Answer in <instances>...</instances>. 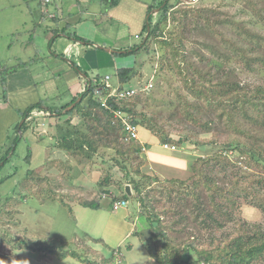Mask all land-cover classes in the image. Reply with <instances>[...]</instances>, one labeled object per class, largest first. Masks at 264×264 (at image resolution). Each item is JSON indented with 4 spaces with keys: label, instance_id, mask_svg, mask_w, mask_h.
Returning a JSON list of instances; mask_svg holds the SVG:
<instances>
[{
    "label": "rangeland",
    "instance_id": "obj_1",
    "mask_svg": "<svg viewBox=\"0 0 264 264\" xmlns=\"http://www.w3.org/2000/svg\"><path fill=\"white\" fill-rule=\"evenodd\" d=\"M170 2L175 6L169 11L166 16L167 19L162 23L164 34L152 39L148 50L143 49L138 53L117 55L121 57L120 59L129 56H131V59L134 58L130 67L136 69L135 81H141L144 78L143 82L146 84L148 80L153 79V86L150 90L142 92L141 99L135 103V106L141 112V117L145 112L148 118L157 120V128L160 131L164 130V132L159 133L161 135L157 136L160 143H162L163 137H172V141L176 143L178 149L176 151L168 150V152L173 155L187 157L189 163L187 169L190 173L187 170L180 176H175L166 170L161 171L157 165L150 169V163L148 162L145 165V162H147L145 160L142 166L143 172L159 178V181L151 183L144 180L140 174H133L143 183L145 200L148 202L145 208L141 210L143 211L142 214L149 215L150 209L156 212L164 210L160 212L164 223H171L173 217H177V215H173L175 213L166 211L169 208H176L174 206L176 203L170 201L169 195L182 194L186 191L180 181L187 180L192 175L191 167L199 157H205L213 151H219L226 143L231 141L240 140L248 146L252 144V138L239 131L235 127L236 125L251 129L255 131L253 133H257L260 137L264 136L263 125L251 122L249 116L245 115L244 110L234 113L232 120H235V124L228 122L231 113L226 112V109L219 104V100H214L215 96L209 91L216 86L215 84L219 80H241V83L249 90L264 83V64L255 62L253 59L254 55L258 54L262 57L264 53V0H170ZM29 3L36 9L39 8L36 5L39 0H32ZM162 15L163 12L160 8L152 17L153 21L155 19L158 21ZM0 32L2 31L0 30ZM15 36L18 40V34ZM99 40L102 43L106 41L108 46H113V50L120 47L121 44L128 46L129 44L134 45L142 42V38L135 37L134 31L131 35L127 34L125 39ZM249 40H253L255 45L250 44ZM8 43L7 38L0 37V57L7 53L6 45ZM253 46L259 52L254 54L247 51ZM235 49H244L247 56L242 58ZM9 52L11 53V50ZM16 62L18 61L15 60L13 63ZM246 62L251 63V66L248 67ZM191 64H195L193 69L189 68ZM29 66L35 69L37 65L32 62ZM14 68L16 67L12 66L11 70ZM33 71H29V73L36 76V72L33 73ZM99 72L103 76L110 75V82L113 85L118 84L119 80L117 81L115 76V69L103 67ZM92 74L90 73L89 76L91 77ZM198 80L206 86L200 87ZM133 81L124 86H131L130 84H133ZM35 83H38L37 88H24L29 96H33V98H26L23 102L18 101V98L13 94L9 99L7 96L8 101H5V92H3L0 83V158L2 156L6 157L0 162V164L6 162L0 171V179H5L0 184V208L6 206L7 202L4 203L3 201L6 200L7 196H17L11 191L12 188L16 191L22 189L27 192L29 191L28 188L32 187L38 195L39 189L37 190L36 184L31 179H28L29 184L27 185L29 187H26V185L23 189L20 186L21 181L31 175L28 174L29 170L35 171L34 176L38 173L44 177V180L37 181L39 186L46 185L44 200H41V198L39 200L37 195L33 197L31 193L32 198L28 197L20 206L16 207L15 204H12L14 208L9 210V215H0V264H90V262L107 264L110 261L109 255L114 251L120 252L115 254V261H120L118 264H126V261L131 264H160L151 257L144 263V260L139 256L141 250L146 251L147 249L144 243L149 242L150 231H145V233L139 230V242H136L133 250H130L129 246V243L134 241L131 239L122 244L120 248L117 245L114 246L105 242L106 247L102 243L92 240L91 237L99 238L101 235L100 225L110 208L108 204H113L112 198L100 196V209L97 210L78 204L73 206L72 209L73 199L70 198L78 192L74 190L68 195L66 190L71 191V185H73L71 176L73 167L68 171V166L72 165L71 160L73 158L71 160L65 158L64 153L53 146V143L57 141L52 136L53 132H56L54 125L57 120L52 118L50 122L49 120H46L47 122L42 121L41 119L49 117V114L46 111H40V114H36L35 117H38L42 122H38V120H36L37 122L31 121L29 124L32 127L27 130L24 128L23 131L20 129V124L24 120L23 111H25V106H30L35 104V101L41 100V103L44 104L43 107H61L67 99L72 98L73 95L75 96L77 92L82 93L85 90L84 82L82 81L83 86L71 88L59 83V92L54 91L55 93L51 94L46 93V86L42 87L38 81H35ZM49 90L51 89L49 88ZM248 108L249 114L254 115V109L249 106ZM65 109H63V112ZM191 113H194L199 120H192ZM206 122H209V127L202 125ZM147 130L148 128L144 126L141 131L147 133ZM188 135H190L191 141L182 144L177 141L180 137ZM30 138H37V142L40 141L41 145L46 146L45 155L47 153V157L45 160L43 159L44 166L39 167L40 170L36 168L31 159L29 162L26 160L31 149ZM192 141L205 143L212 141L213 144L199 146ZM259 142L264 147V139H260ZM149 149L151 150L152 146H149ZM243 149V146L230 147L228 154L235 161L234 166L230 164V171L246 174L245 176L257 177L262 174L264 177V170L254 167L250 156L243 153ZM104 153V156H107L106 159L111 158L110 150ZM96 158L97 160H91L89 163L81 162L76 158L73 160L84 163L86 177L98 181L101 171L103 170L102 175L106 174L105 171L108 172V168L103 166L101 158ZM110 164L115 169L117 164L114 162H110ZM49 166L51 167L50 170H48ZM101 168L102 170H100ZM10 170L12 172L16 171V173L8 179L4 178ZM119 175H121L120 172ZM166 179L170 181H166ZM18 185L21 189L17 188ZM95 188L97 191L89 189L88 191H82L80 189L83 195L78 200L83 202L97 198L101 192L98 187ZM198 189L203 190V188ZM202 192L207 196L209 194L206 191ZM47 196L54 197L56 200L46 199ZM91 196L93 197L90 199ZM26 204L31 205L33 208L26 206ZM138 205L141 208L140 204ZM134 207L137 208L136 204H134ZM209 209H212V207ZM14 210L15 212L12 215ZM193 211L194 214L197 213L195 206ZM203 213H207V211H203ZM216 213L222 214L219 210H216ZM233 213L232 220L221 217L220 221L225 220L226 222L224 221L223 226L215 228L213 231L206 227V224L200 223L201 230H199L191 221L188 220L189 223L183 221L178 226L185 227V231L182 233H179L178 230L169 232L170 237L180 241L182 237L188 238L189 233H191L189 242L192 241L202 247L208 246L211 235L224 243L230 235H235L234 233L237 231L247 232L248 229L251 231H264V212L258 206L242 199L240 207L236 211L233 210ZM75 215H77V219ZM202 220L206 221L207 217H202L201 222ZM85 232H89L91 237ZM57 237L68 243L65 248H61L62 243L60 242L62 241L57 242L56 250L59 251L58 253L76 251L81 255L80 259L71 255L61 258L58 255L46 254L47 249L46 247L43 248L42 245ZM152 242L155 243L154 240ZM31 245L43 248L44 252H39ZM136 249H139V253H134ZM192 255L195 258L196 254L192 253ZM120 257L121 260L118 259ZM255 264H264V259L257 260Z\"/></svg>",
    "mask_w": 264,
    "mask_h": 264
},
{
    "label": "trees",
    "instance_id": "obj_2",
    "mask_svg": "<svg viewBox=\"0 0 264 264\" xmlns=\"http://www.w3.org/2000/svg\"><path fill=\"white\" fill-rule=\"evenodd\" d=\"M116 2H118V0L113 3L116 4ZM174 6L175 5H172L170 0H163L157 6L158 8H161L163 15L156 22L153 21V15L148 17L142 42L136 46L128 48L125 54L138 53L143 49L148 50L150 41L164 34L162 23L167 19V14ZM80 40H83V38ZM249 43L255 45L253 40H249ZM235 50L242 58L247 56L244 49ZM247 51L254 54L259 52L255 46ZM112 55L117 56L120 55V53L113 52ZM253 59L255 62L264 64V53L262 57L258 56V54L254 55ZM194 65L195 64H191L189 68L193 69L195 67ZM246 65L250 67L251 63L246 62ZM12 66L14 65H0V67H2L0 71V83L3 86V92H5V100H7L8 95L6 77L7 73L11 71ZM135 74L136 69L134 68L117 69V76L121 86L129 83L134 78ZM100 79L101 76L97 75L95 79L87 81L85 90L69 103L62 106L59 110L50 109L49 116L54 117V119L57 120L54 125V127H56V132H53L52 134L57 141L53 143V146L65 151L64 153H66L69 158H76L81 162L89 163L91 160H97L96 157L101 158V163L103 166H107L108 172L105 171L106 174L102 175L103 170L102 168L100 169L102 170L101 175L98 181H96L97 187L101 192L99 196L111 194L110 186H116L121 193L118 195L111 194L114 196L113 202L120 199L129 200L130 196L126 194L125 184H131L135 190L134 197L139 200L145 208V205L148 202L145 200L146 196H143L144 185L133 174H140L141 177L149 183L159 181V178L143 172L142 166L144 165V159L141 155L140 144L133 141L126 142L124 140L120 121L115 120L112 113L109 112L108 109L102 107L101 100L96 95L98 87L103 86L104 84L100 82ZM226 81H217L215 84L216 86L209 91L215 96L214 100H219V104L226 109V112L231 113L228 122L235 124V120H232L234 113L236 114L237 111L244 110L245 115L249 116L251 122L258 125L261 124L264 127V83L256 85L253 89L249 90L241 83V80ZM197 82L200 87L206 86L201 84L199 80ZM100 94L105 95L106 91L103 89ZM141 94L124 102L123 105L120 104L119 107L128 111L132 115L135 123L144 124V126L151 130L156 136L161 135L159 133L164 132V130L160 131V129L157 128V120L154 118H148L145 112L141 117V112L135 106V103L139 102L141 99ZM78 97H81V100L75 105V107L63 112V109L75 102ZM111 104L113 107H118L113 102H111ZM248 106L254 109V115L249 114ZM42 107L43 103L40 101L28 106L25 111H23L24 122L21 125V131H23L24 128L27 130L29 127H32L29 123L36 120L32 114L35 110L42 109ZM190 116L192 120H199L194 113H191ZM84 124L85 126L83 127ZM202 125L209 127V122ZM235 127L252 138V144H249L248 146L240 140L231 141L226 143V145H224L222 149H219V151H213L205 157H199L191 167L192 175L187 180L180 181L182 187H185L186 189V191H184L185 195L183 192L182 194L169 195L170 201L176 203V205H174L176 208H169L166 209V211L175 213L173 215H177V217H173L171 223H164L161 217L162 213H160L164 210L156 212L155 210L150 209L149 215H146L150 224L148 231H150L151 235L149 234V242L144 244L151 256L160 264H255L257 260H260L261 258L264 259V231H251L249 229L247 232L237 231L234 233L235 235H230L224 243L223 241L221 243L218 238L211 235V240L208 243V246L202 247L196 245L192 241L189 242L192 235L191 233H189L190 236L188 238L180 237V241L171 238L169 233L175 230H178L179 233L184 232L185 227L178 226L179 223L183 221L188 223L191 221L196 229L198 228L199 230H201L199 226L200 223L206 224L205 226L213 231L215 228L224 225L225 220L223 222L220 221L221 217L226 218L227 220L233 219V210L236 211L240 207L242 199L258 206L264 212V177L262 174H259L257 177L252 175L245 176L246 174L230 171V164L234 166L235 161L232 160L231 156L228 154L230 147L235 148L237 146H243V153L250 156L254 167L264 170V147L261 146L259 142L260 139H264V136L260 137L257 133H253L255 131L242 127L241 125H236ZM189 136L190 135L180 137L177 141L180 144L191 141L192 139ZM192 142H195V144L199 146L213 144L212 141L207 143L202 141ZM162 143L176 145L170 136L163 137ZM108 150L111 151V158H109L111 160L106 159L107 156H104V152H107ZM31 156L32 149H30L26 157L28 162L30 161ZM4 159H6V157L2 156L0 162ZM110 162L117 164L115 166L116 171H114L115 169ZM5 164L6 162L0 164V171ZM43 166L44 164L39 167ZM50 166L48 170H50ZM39 167L36 168L40 170ZM68 167L70 170L72 165H69ZM204 167L207 169L206 171L204 170ZM34 172L35 171L32 169L29 170L28 174L31 175L28 176L27 179H23L20 186L24 189L25 186L29 184L28 179H31L36 184L37 190L39 189L38 195L37 191H34L32 187H29L28 185L26 186L29 187V191L27 192L22 190L19 185L17 188H20L21 191H16V189L12 188L11 191L14 195L17 194V196L11 195L6 197V200L3 202L7 203L6 206L0 208V215H9V210L14 208L12 207V204H15L16 207L20 206V204H22L24 200L26 201L28 197L32 198L31 193L33 197H36L37 195L38 199H45L44 190H46V185L39 186V183L37 182L38 180H44V177L38 173L34 176ZM119 172L121 175H119ZM14 173H16V171L12 172L10 170L9 173L5 174L4 178L8 179L13 176ZM188 180L190 183H188ZM4 181L5 179H0V184ZM166 181L170 180L166 179ZM198 188H203L202 191L209 193L208 196L204 195ZM48 198L54 201L56 200L54 197L47 196L46 199ZM60 200H62V198H60ZM81 203L84 206L91 208H99L100 206L99 198L90 201H83ZM194 206L197 212L196 214H194L193 211ZM211 207L212 209H209ZM190 210L191 212H189ZM216 210H219L222 214H217ZM203 211H207V213H203ZM14 212L15 210L12 211V215ZM204 216L207 217V220H202L201 222V219ZM152 240H154L155 243L152 242ZM57 242L62 243V245H60L61 248H65L66 245H68L64 239H58V237L56 239L52 238L50 242L42 245L43 248L46 247L47 249L45 253L51 255L54 254L56 256L58 255L61 258L71 255L80 259L81 255L76 251H71V253L68 251H62L58 253L59 251L56 250ZM31 246L39 252H44L43 248L33 245ZM115 252L116 251L109 255L110 261L107 264H117L115 261ZM192 253L196 254L195 258H193ZM82 259L84 260V258ZM90 264L98 263L90 262Z\"/></svg>",
    "mask_w": 264,
    "mask_h": 264
},
{
    "label": "crops",
    "instance_id": "obj_3",
    "mask_svg": "<svg viewBox=\"0 0 264 264\" xmlns=\"http://www.w3.org/2000/svg\"><path fill=\"white\" fill-rule=\"evenodd\" d=\"M29 1L31 2L32 0H0V18L2 19L0 21V30L2 31L0 32V37H5L9 40L6 45L8 51L0 57V65L8 64L16 67L7 73V96L9 99L13 94L21 102L26 98H33V96H29V93L24 88H37L38 83H35V81L40 82L42 87L46 86V93L50 94L56 91L59 92V83L71 88L83 86V81L86 87L87 81L95 79L97 75L101 76L100 81L105 77L99 72L103 67L115 69V76L118 81L117 69L131 68L130 65L134 58L131 59V56L128 55L129 57L120 59L121 57H115L112 53L125 54L127 47L131 48L139 43L129 44L128 46L121 44L120 47L114 48V51H108L107 47L112 49L113 46H108L106 41L102 43L99 39H109L110 41L125 39L127 34L131 35L132 31L135 32L136 38L143 39L142 35H144L148 17L150 15L155 16L160 9L157 6L163 0H120L116 4L113 3L116 0H50L48 4H44L47 3L45 0H39V3H36L39 7L38 9L32 6ZM16 34L19 36L18 40L15 38ZM78 37L80 39L83 38V40ZM10 50L11 53L9 52ZM15 60L18 62L13 63ZM32 62L37 65L35 69L29 66ZM33 70L36 72V76L29 73V71ZM90 73H93L91 77L89 76ZM132 80H134L133 84H130L131 86L129 87H137L144 84V78L141 81H135V78ZM80 94L77 92L75 96L73 95L72 98L67 99L65 104ZM8 99L4 100L8 101ZM40 101H35V103ZM28 106L25 107L27 108ZM61 107L51 108L45 106L40 110H35L32 115L38 122L41 120L44 122L49 120L50 122L52 118L54 120V117H44L40 120L35 116L40 114V111L50 113V109L59 110ZM138 125L141 139L147 145V151L144 153L143 159L150 163V169L157 165L161 171L166 170L175 176H180L187 170L190 173L189 169H187L189 164L187 157L169 153L168 150H172L171 148L160 143L157 140L158 137L151 130L148 129L147 133L141 131L144 129V125L140 123ZM30 140L33 152L31 160L36 167H39L43 164V159L45 160L47 157V153L45 155L46 146L41 145L40 141L37 142V138H30ZM149 146H152L151 150ZM38 147L40 149H36ZM177 149L178 146L176 145V149L172 151ZM64 156L67 159L69 158L66 153H64ZM69 159L71 160V158ZM73 159L71 160L73 185H71V191L66 190L68 195L74 190L78 192V194H74L70 198L73 199L71 203L72 209L77 204L83 205L78 200L83 195L82 191H88V189L97 191L95 188L97 187L96 181L86 177L87 175L84 174V163H79ZM126 185L128 184H125V187ZM129 185L131 186L132 194L129 195L128 207L114 210L113 206L108 204L110 208L100 225L102 229L100 237L94 238L90 236L89 232H85L93 241L102 243L105 246V242H107L120 248L122 244L131 239L134 241L129 243V246L130 250H133L136 242H139V230L148 231L150 227L149 221L146 215L142 214L143 211H141L144 206L134 197L135 190L131 184ZM110 190L112 195L121 193L116 186H110ZM111 194L102 195L101 197L112 198L113 201L114 196ZM95 195L93 196L95 197ZM99 197L98 195L97 198ZM134 204L137 206L136 209ZM138 204H140L141 208H139ZM26 206L32 208L31 205L26 204ZM92 209H100V206ZM75 217L76 219L78 218L77 215ZM138 250L136 249L134 253H139ZM139 256L144 260V263L150 259L149 257L155 260L148 249L146 251L141 250ZM126 264L131 263L126 261Z\"/></svg>",
    "mask_w": 264,
    "mask_h": 264
},
{
    "label": "built area",
    "instance_id": "obj_4",
    "mask_svg": "<svg viewBox=\"0 0 264 264\" xmlns=\"http://www.w3.org/2000/svg\"><path fill=\"white\" fill-rule=\"evenodd\" d=\"M50 0H45L44 4H48ZM111 76L106 75L100 82L104 83L103 86H99L96 95L101 100L102 107L109 110L112 113L115 120H119L122 129L124 139L127 141L137 142L141 146L142 156L147 151V145L143 142L140 135V128L137 123L134 122L132 115L126 111L125 109L119 107L120 104L123 105L124 102L133 99L135 96L144 93L145 90H150L153 86V79L148 80V82L144 85H140L137 87H128V86H121V83L118 81L117 85H113L110 82ZM106 91L105 95L100 94L102 90ZM111 102L115 103L118 107H113ZM50 114V113H48ZM164 146L171 148L172 150L176 149V145L171 143H163ZM148 162H145L147 165ZM129 200L127 199H120L113 202L112 206L114 210H118L122 207H128ZM117 253H120L117 251ZM116 254V253H115ZM122 256V255H120ZM119 257V255H117ZM118 259H121L118 258ZM117 259V260H118ZM118 262V261H117Z\"/></svg>",
    "mask_w": 264,
    "mask_h": 264
},
{
    "label": "water",
    "instance_id": "obj_5",
    "mask_svg": "<svg viewBox=\"0 0 264 264\" xmlns=\"http://www.w3.org/2000/svg\"><path fill=\"white\" fill-rule=\"evenodd\" d=\"M108 51H114V50L109 48ZM84 75H86V74H84ZM80 100H81V97H79L78 100H76L75 102H73V104H72L70 107H68L67 109H65L64 112H66V111H68V110L74 108L75 105H76ZM23 122H24V120L21 122V124H22ZM125 190H126V192H127L128 195H131V194H132L131 186H130L129 184L126 185Z\"/></svg>",
    "mask_w": 264,
    "mask_h": 264
},
{
    "label": "clouds",
    "instance_id": "obj_6",
    "mask_svg": "<svg viewBox=\"0 0 264 264\" xmlns=\"http://www.w3.org/2000/svg\"><path fill=\"white\" fill-rule=\"evenodd\" d=\"M116 252H117V251H116ZM116 252H115V253H116ZM120 260H121V259H120ZM116 262H117V261H116ZM119 262H120V261H119ZM119 262H117V264H118Z\"/></svg>",
    "mask_w": 264,
    "mask_h": 264
}]
</instances>
